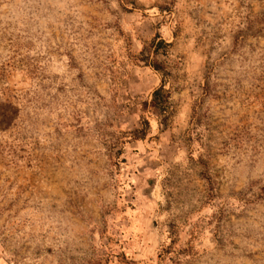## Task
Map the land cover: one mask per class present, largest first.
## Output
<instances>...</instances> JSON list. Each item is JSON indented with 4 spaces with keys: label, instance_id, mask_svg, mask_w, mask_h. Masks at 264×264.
<instances>
[{
    "label": "rangeland",
    "instance_id": "374dc122",
    "mask_svg": "<svg viewBox=\"0 0 264 264\" xmlns=\"http://www.w3.org/2000/svg\"><path fill=\"white\" fill-rule=\"evenodd\" d=\"M0 264H264V0H0Z\"/></svg>",
    "mask_w": 264,
    "mask_h": 264
},
{
    "label": "trees",
    "instance_id": "16d2710c",
    "mask_svg": "<svg viewBox=\"0 0 264 264\" xmlns=\"http://www.w3.org/2000/svg\"><path fill=\"white\" fill-rule=\"evenodd\" d=\"M166 46L161 40L155 36L148 45H146L138 54L137 61L150 67L161 76L160 85L154 89L150 95L149 101H143L139 108V127L128 133L133 141L143 140L149 133V116L151 113L158 123L165 127L169 118L173 114V102L170 98L171 85L168 81L170 73L167 67H164L160 61L157 60V55L160 46Z\"/></svg>",
    "mask_w": 264,
    "mask_h": 264
}]
</instances>
